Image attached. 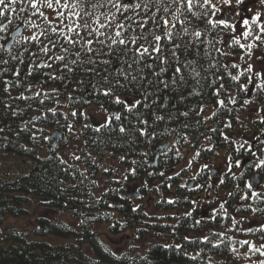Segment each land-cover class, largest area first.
Returning a JSON list of instances; mask_svg holds the SVG:
<instances>
[{
	"label": "snow or ice",
	"instance_id": "snow-or-ice-1",
	"mask_svg": "<svg viewBox=\"0 0 264 264\" xmlns=\"http://www.w3.org/2000/svg\"><path fill=\"white\" fill-rule=\"evenodd\" d=\"M88 106H98L100 121L91 118ZM241 112L258 132L245 136L232 131L234 123L246 127ZM0 115L19 120L16 136L51 141L50 147L78 139L81 120L84 130L117 133L152 147L173 136L172 142L160 143L158 155L169 160L174 153L185 166L171 175L156 171L149 176L163 178V186L171 189L195 164L191 179L202 182H181L180 188L211 195L209 189L227 186L226 181L233 185L227 198L216 197L218 206L213 205L210 215L193 219V228L214 227L181 239L210 246L225 257L224 264L241 259L264 264V0H0ZM37 123L58 128L48 133ZM60 128L68 135H57ZM6 129L12 132V124L0 126L5 147ZM203 141L212 143L205 147ZM183 145L193 149L190 158L180 151ZM222 145H227L225 171L216 175L211 164L201 161L205 154L218 156L215 148ZM77 151L82 149L77 146L70 155L66 150L57 159L66 174L86 179L87 170L80 172L69 163L84 158ZM87 158L96 163L91 153ZM136 174V168L130 169L131 176ZM140 187L147 189V181ZM139 192L137 188L127 199ZM189 203L193 208L185 218H192L199 204ZM140 210L139 204L131 206L134 213ZM143 215L151 219L148 212ZM170 227L175 233L177 226ZM160 247L179 251L194 264L206 256L203 248L191 253L180 243ZM103 251L111 258L109 264L129 259L122 247ZM205 264H213L212 258Z\"/></svg>",
	"mask_w": 264,
	"mask_h": 264
},
{
	"label": "trees",
	"instance_id": "trees-1",
	"mask_svg": "<svg viewBox=\"0 0 264 264\" xmlns=\"http://www.w3.org/2000/svg\"><path fill=\"white\" fill-rule=\"evenodd\" d=\"M240 116L246 127L242 129L238 123H234L232 131H239L245 136L258 132L257 126L251 123L248 125L249 121L245 120L246 112H241ZM0 121V126L9 123L13 128L12 132L5 130L8 146L5 147L0 141V264H109L111 258L103 248H112L103 240L101 230L108 235L129 240L130 246L125 249L129 259L123 264H149V261L151 264H194L179 251L160 247L166 242L183 244L191 253L203 248L206 256L195 264H205L208 257L212 258L213 264L224 263L225 257L216 255L214 250H210V246L189 245L181 236L195 238L202 235L201 228L204 229L203 234H207V228L214 227L209 224L193 228V219L210 215L213 205L218 206L216 197L227 198V192L232 191V183L226 181L227 186H220L214 191L209 189L211 195L203 190L190 193L180 188L181 182L188 185L192 182V186L202 182L199 177L196 181L191 179L197 170L195 164L191 170L183 172L180 178L172 182L171 189L163 186V178L148 175L149 172L156 171L171 175L173 170L185 166L184 159L175 158L174 153H169L173 157L169 160L158 155L160 143L172 142L173 136L161 138L159 142H154L156 147H152L141 142L131 143L121 139L117 133L84 130V121L81 120L76 125L78 139L70 137L67 144L61 142L52 148L51 141H32L26 134L16 136L19 125L16 118L0 115ZM61 123L64 121L61 120ZM37 127L45 125L37 123ZM57 128V125L52 124L45 127V131L51 133ZM59 132L68 135L63 128ZM36 134L40 135L39 132ZM210 135L215 140L214 134ZM85 140L88 141L87 144L83 143ZM211 143L212 141H203L205 147ZM77 146L82 149L77 154L84 158L80 161L69 160V163H73L80 172L87 170L86 179L79 175L73 177L66 174L63 171L65 166L57 159L66 150L70 155ZM179 147L184 156L190 158L188 153L193 149L187 145ZM44 150L45 156L42 155ZM215 151L219 153L218 156L205 154L206 159L201 162L211 164L216 175H223L225 169L221 165H215V161L226 156L227 145L217 146ZM143 152L148 155H140ZM89 153L95 158V164L87 158ZM121 155L126 156L124 161L119 159ZM156 155L158 158L152 166ZM133 160L137 163L133 164ZM145 160L147 163H144ZM105 166L110 168L109 172L103 171ZM132 168L137 169L134 177L130 175ZM125 175H129L128 180L123 179ZM92 181L96 183L93 184ZM144 181H147V189L140 187ZM156 185H161L160 191H155ZM137 188H140L139 195L127 199ZM185 196L199 202L192 218H185L183 215L193 208L189 200L184 199ZM169 198L178 202L173 205L157 203L158 200ZM210 200L213 201L212 204L209 203ZM231 202L235 203L234 200ZM135 204L141 205V210L134 213L131 206ZM39 210L58 212L67 218L49 219L43 215L38 216ZM145 211L151 219L143 215ZM8 218L32 219L34 225L25 231H19L12 225H6ZM82 220L83 224L80 223ZM112 225L116 227L113 228ZM120 225L124 227L121 228ZM173 225L177 226L175 233L170 227ZM48 238H54L57 242L51 243ZM248 238L256 239L252 236ZM132 245L138 247L134 248ZM142 257L147 259H141Z\"/></svg>",
	"mask_w": 264,
	"mask_h": 264
},
{
	"label": "rangeland",
	"instance_id": "rangeland-1",
	"mask_svg": "<svg viewBox=\"0 0 264 264\" xmlns=\"http://www.w3.org/2000/svg\"><path fill=\"white\" fill-rule=\"evenodd\" d=\"M87 110L91 113V118L95 121H100L102 118V113L99 112V110L96 108L95 110L93 108H87ZM247 117V116H246ZM248 120V119H245ZM249 121V120H248ZM251 122L249 121L248 125ZM42 155H46V150H44L42 152ZM223 157L216 160L215 161V165H221V168L223 169ZM35 208V207H33ZM43 215L46 218L49 219H56V218H67L66 216H63L61 214H59L58 212H48V211H44V210H39L38 216ZM6 225H12L15 228H17L19 231H25L31 227H33L34 223L32 219H27V218H18V219H13V218H8L6 221ZM102 232V238L103 240L108 243L111 248L113 250H115L117 247H122L127 249L128 246H130L129 240H124L123 238L120 237H115V236H111L108 235L106 232H104L103 230H101ZM48 241H50L51 243H55L57 242L56 239L54 238H48ZM224 264V263H223ZM236 264H248V262L246 260H238L236 262Z\"/></svg>",
	"mask_w": 264,
	"mask_h": 264
},
{
	"label": "water",
	"instance_id": "water-1",
	"mask_svg": "<svg viewBox=\"0 0 264 264\" xmlns=\"http://www.w3.org/2000/svg\"><path fill=\"white\" fill-rule=\"evenodd\" d=\"M56 134H57V135H61L59 132H56ZM54 147H55V145H54Z\"/></svg>",
	"mask_w": 264,
	"mask_h": 264
}]
</instances>
